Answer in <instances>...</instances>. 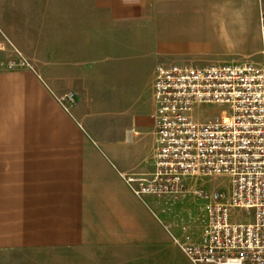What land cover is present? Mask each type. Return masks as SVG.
I'll return each mask as SVG.
<instances>
[{"label": "crops", "instance_id": "crops-1", "mask_svg": "<svg viewBox=\"0 0 264 264\" xmlns=\"http://www.w3.org/2000/svg\"><path fill=\"white\" fill-rule=\"evenodd\" d=\"M187 1L0 0V41L55 53L0 66V264H142L169 258L174 237L201 242V220L171 233L159 196L123 178L153 170L159 63L139 88V35Z\"/></svg>", "mask_w": 264, "mask_h": 264}, {"label": "built area", "instance_id": "built-area-1", "mask_svg": "<svg viewBox=\"0 0 264 264\" xmlns=\"http://www.w3.org/2000/svg\"><path fill=\"white\" fill-rule=\"evenodd\" d=\"M258 23L264 37V9ZM0 55V66L32 67L3 38ZM152 93L153 170L125 182L139 197H175L189 190L187 177H228L226 191L193 190L208 197L201 242L173 240L194 264H264V62L159 63ZM59 100L68 108L75 95Z\"/></svg>", "mask_w": 264, "mask_h": 264}, {"label": "rangeland", "instance_id": "rangeland-1", "mask_svg": "<svg viewBox=\"0 0 264 264\" xmlns=\"http://www.w3.org/2000/svg\"><path fill=\"white\" fill-rule=\"evenodd\" d=\"M82 7L81 3V11ZM262 9L264 0L183 2L173 19L163 21L148 33L139 35V88L150 80L154 64L157 63L202 65L210 62H264V37L260 35L258 23ZM96 11H104L103 0H96ZM2 38L20 50L6 33L2 32ZM22 53L30 63L38 60L36 56L55 55L54 52ZM164 53L168 54L166 60ZM186 185L189 190L184 194L157 197L159 199L154 208L164 224L168 223L166 219H170L171 233L175 230L178 235L182 234L181 226L184 225L193 236L197 231L195 228L200 226L203 206L208 198L196 195L193 190H202L207 194L215 189L226 191L229 180L226 176H191L187 177ZM174 223L177 226L174 227ZM142 264L194 263L174 241L169 258L154 256L145 258Z\"/></svg>", "mask_w": 264, "mask_h": 264}]
</instances>
